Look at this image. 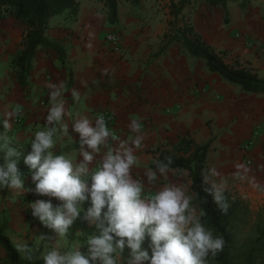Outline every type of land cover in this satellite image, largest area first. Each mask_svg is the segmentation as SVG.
<instances>
[{"label":"crops","instance_id":"0c3cea01","mask_svg":"<svg viewBox=\"0 0 264 264\" xmlns=\"http://www.w3.org/2000/svg\"><path fill=\"white\" fill-rule=\"evenodd\" d=\"M77 1L75 16L64 12L48 19L44 35L59 42L65 57L61 62L55 51L36 49L27 84L22 87L28 95L20 101L24 123L9 128L16 140L31 145L35 133L44 130L45 117L52 106L50 85H62L61 99L66 109L63 123L68 125L69 135L57 140L55 154L79 162V134L72 130V124L87 117L94 126L97 111L102 108L114 115L116 136L102 147L89 175L97 170L101 156L119 142H131L136 135H142V144L134 151L138 162L132 176L145 185L143 196H154L164 185L179 187V177L188 175L186 170L168 169L166 175H160L151 165L157 148H169L163 145L175 143L188 133L197 145L209 142L203 170L208 183L245 195L244 188L236 184L242 181L243 174L236 147L264 120V93L242 91L209 71L205 61L190 55L179 41L168 42L164 34L170 29L171 0L118 1L113 24L108 22L105 0ZM189 1L182 14L187 12L188 23L202 40L216 52H226L227 61L236 58L241 64L247 62L258 77L264 78V0H227L215 7L206 0ZM110 28L121 34L119 50L105 42L104 35ZM133 120L138 122L139 133L129 128ZM262 149L264 132L251 152L256 161H264ZM149 169L157 172L151 181L145 175ZM26 181L33 183L31 175ZM232 181L236 182L231 184ZM10 191L13 190L6 188L8 196L3 202L8 209L6 234L17 247L14 238L23 230L13 225L17 212L10 202ZM246 193L256 197L252 189ZM259 197L264 202V193ZM52 201L60 203L55 198Z\"/></svg>","mask_w":264,"mask_h":264},{"label":"clouds","instance_id":"9594fccd","mask_svg":"<svg viewBox=\"0 0 264 264\" xmlns=\"http://www.w3.org/2000/svg\"><path fill=\"white\" fill-rule=\"evenodd\" d=\"M62 87L50 85L52 106L45 117V128L35 133L31 151L23 158L34 189L25 187L18 167L21 153L10 146L7 135L0 134L5 149L0 164V188L15 190L18 195L34 191L49 197L29 204L32 216L55 233L54 237L37 235L38 242L51 241L57 236L66 238L77 220L95 228L86 241V252L80 250L82 245L64 253L53 247L42 255L43 264H207L210 254L215 256L223 251L226 243L223 236H214L213 231L201 223L195 210H190V198L181 187L168 184L151 198L143 196L145 185L132 176L133 166L138 162L134 151L140 148L142 135H136L131 142H119L101 156L97 170L89 175L90 166L102 147L108 145L112 132L103 118L93 126L90 119L81 117L72 124V130L79 134L78 155L82 159L77 162L67 155L55 154L57 140L69 135L68 125L63 123L66 109L65 100L61 99ZM129 128L134 133L140 132L135 120ZM154 163L157 172L166 175L172 159L166 157L165 161ZM157 172L149 169L145 175L151 181ZM213 175L219 173L213 172ZM88 176L90 185L84 179ZM208 182L206 176L205 183ZM204 190L226 214L230 204L223 195L224 189L211 183ZM52 198L60 203L53 205ZM89 199L91 206L84 210L81 205ZM146 237L150 240L148 249L143 247ZM125 248L130 250L126 260ZM38 250L39 243L17 245V251L26 260H32Z\"/></svg>","mask_w":264,"mask_h":264},{"label":"trees","instance_id":"16d2710c","mask_svg":"<svg viewBox=\"0 0 264 264\" xmlns=\"http://www.w3.org/2000/svg\"><path fill=\"white\" fill-rule=\"evenodd\" d=\"M118 1L137 3L140 0H105L110 24L117 20ZM226 1L206 0L210 6L214 7L224 5ZM189 4V0L177 2L171 0L169 8L172 19L168 23L170 29L164 34V38L168 42L179 41L190 55L203 59L209 71L217 73L228 83L239 86L242 91L264 93V78L258 77L253 69L247 66V62L246 65L241 64L236 58L227 61L226 52H216L193 30L192 25L188 23L187 13L185 16L182 14L183 9ZM78 5L77 0H0V14L11 15L26 27L20 42L21 49L12 60L15 81L20 87H25L27 84L32 58L38 47L55 51L59 60L63 62L65 57L63 47L59 42L48 40L44 33L49 18L64 12L75 16ZM180 20H183L182 24ZM0 134L7 135L10 146L21 153L19 169H28L23 158L30 153L31 145L16 140L12 133L4 130L1 123ZM163 146L169 148H157L154 151L155 161H165L166 157H171L172 163L168 169L188 172L190 191L198 205L201 223L211 229L214 236H223L226 241L223 251L215 256L211 254L208 256L207 264H264V206L254 211L247 200L236 193L224 190L223 195L227 198L230 207L227 213L223 214L212 196L204 190L211 186L205 183L203 176L209 142L197 145L187 133L177 142H168ZM4 151L0 142V164L3 163ZM151 168L156 169L155 163L151 165ZM90 181L91 177L87 179V182ZM81 206L87 210L91 206L90 199ZM72 227L74 230L87 228L95 230L94 226H88L81 220H77ZM6 228L7 220L0 221V247L6 255L4 264H43L37 252L32 260L24 259L6 234ZM149 243L150 240L146 237L143 247L148 249ZM125 250L130 252L127 248ZM149 255H151L150 249Z\"/></svg>","mask_w":264,"mask_h":264},{"label":"rangeland","instance_id":"374dc122","mask_svg":"<svg viewBox=\"0 0 264 264\" xmlns=\"http://www.w3.org/2000/svg\"><path fill=\"white\" fill-rule=\"evenodd\" d=\"M23 26L24 25L13 16L4 13L0 14V123L4 124V130L10 133H12V131H10L11 127H18L14 122V117L17 109L21 108V99L28 97L27 92L16 83L14 67L12 65V60L21 47L20 42L25 30ZM263 132L264 120L256 124L236 147L239 152L238 159L241 161V168H243L242 181L236 184L240 185V187L245 190V195L237 194L247 200L251 209L254 211L264 206V202L260 201L263 199L259 197L264 193V161H256L255 156H253L251 152L254 149L257 139ZM262 151L264 153L263 149ZM20 171L24 176V184H27L29 189H34L35 184L26 181L31 175L29 170L24 168L20 169ZM179 174L180 173H178L177 176ZM179 178V187H181L184 190L185 195L190 198V210L194 209L195 213L198 215V205L193 200L188 175L185 173V175ZM235 182L236 181H232L231 184ZM248 189H252L256 193V197H248L246 193V190ZM231 192L235 193L232 190ZM6 194V187L0 188V221L7 220L8 217L7 206L3 205L4 199L8 196ZM8 194L10 202L13 203V207L17 212L13 225H15V227L17 226L18 229L20 228V230H23L18 231V236H13L15 237L14 243L17 245L26 243L29 244V246L39 243V250L37 251L39 258L53 247H58L60 252L64 253L73 250L77 245H82L80 250L86 252V241L95 231L94 229L87 228L74 230L73 227H71L66 238L57 236L51 241L38 242L37 235L41 233L52 237L55 236V233H53L52 230L41 225L39 220L32 216V210L29 208L30 203L37 199H45V196H40L34 191L18 195L16 191L13 190ZM151 197L153 196H150L149 198ZM15 227L14 232L17 231ZM128 256L129 253L124 250L123 257L125 260ZM5 257V253L0 247V264H4L3 261L5 260Z\"/></svg>","mask_w":264,"mask_h":264},{"label":"built area","instance_id":"2783aa9c","mask_svg":"<svg viewBox=\"0 0 264 264\" xmlns=\"http://www.w3.org/2000/svg\"><path fill=\"white\" fill-rule=\"evenodd\" d=\"M105 42L113 47L115 50H119L120 48V42H121V34L118 32V30L114 28H110L106 31L104 36ZM24 112L21 108L17 109L14 122L17 125H22L24 123ZM97 118H103V120L106 122L107 127L111 130L112 136L109 138V140L114 139L116 136L115 133V119L113 113L108 108H102L97 111ZM145 198H149L148 196H145ZM53 205H57L58 202L52 201Z\"/></svg>","mask_w":264,"mask_h":264}]
</instances>
